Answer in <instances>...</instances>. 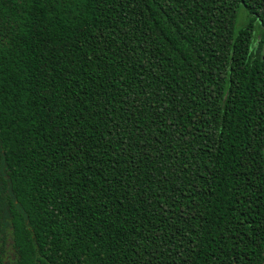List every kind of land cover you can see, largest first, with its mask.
Returning a JSON list of instances; mask_svg holds the SVG:
<instances>
[{
	"label": "trees",
	"instance_id": "1",
	"mask_svg": "<svg viewBox=\"0 0 264 264\" xmlns=\"http://www.w3.org/2000/svg\"><path fill=\"white\" fill-rule=\"evenodd\" d=\"M0 264H264V0H0Z\"/></svg>",
	"mask_w": 264,
	"mask_h": 264
},
{
	"label": "rangeland",
	"instance_id": "2",
	"mask_svg": "<svg viewBox=\"0 0 264 264\" xmlns=\"http://www.w3.org/2000/svg\"><path fill=\"white\" fill-rule=\"evenodd\" d=\"M243 11H244V10H241V11H240L238 25H240V24H241V21L244 19L243 16H242ZM243 15H245V14L243 13ZM243 21H244V20H243ZM243 21H242V22H243Z\"/></svg>",
	"mask_w": 264,
	"mask_h": 264
}]
</instances>
